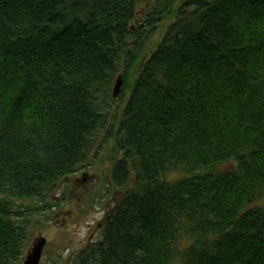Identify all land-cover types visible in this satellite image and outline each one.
Wrapping results in <instances>:
<instances>
[{
	"label": "trees",
	"instance_id": "1",
	"mask_svg": "<svg viewBox=\"0 0 264 264\" xmlns=\"http://www.w3.org/2000/svg\"><path fill=\"white\" fill-rule=\"evenodd\" d=\"M97 1L0 0V264L32 234L17 200L102 136L119 196L68 264H264V0Z\"/></svg>",
	"mask_w": 264,
	"mask_h": 264
},
{
	"label": "rangeland",
	"instance_id": "2",
	"mask_svg": "<svg viewBox=\"0 0 264 264\" xmlns=\"http://www.w3.org/2000/svg\"><path fill=\"white\" fill-rule=\"evenodd\" d=\"M166 24L161 23L157 27L153 37L154 42L158 40ZM108 140L111 146L112 141ZM100 141L106 145L99 148V153L96 154L95 151L96 157H92L93 161L91 160L90 165L84 169L94 175L95 182L90 185H81L73 199L61 201L59 206H51L49 210H45L47 212L43 215L36 214L35 216V220L40 219L38 220L39 225L34 224L28 245L37 234L45 238L46 242L39 264H68V257L76 255V247L85 238L90 222L96 217H100L98 211L106 208V203L104 208L103 203L99 205L98 201L104 200L105 202L106 200L104 193L108 189L106 186L109 183L110 168L119 156L115 155L113 150L107 152L108 144L103 136L98 138L96 144ZM225 166L226 164H223L219 168L223 169ZM73 177L74 175L71 176L70 182ZM106 202H111V200ZM29 203L36 204L35 201H25V204ZM59 208L63 209L62 213L58 212Z\"/></svg>",
	"mask_w": 264,
	"mask_h": 264
},
{
	"label": "bare ground",
	"instance_id": "3",
	"mask_svg": "<svg viewBox=\"0 0 264 264\" xmlns=\"http://www.w3.org/2000/svg\"><path fill=\"white\" fill-rule=\"evenodd\" d=\"M108 2L109 1H101V0H98L96 3H99V4H97L99 6H103V7L105 6V9H106V5L108 4ZM117 5H118V3H117ZM113 13H116V15H117V12H114L113 11ZM143 13H141V11L139 10V13L135 17V19H133V20H131L129 22V24H130V30L131 31H135L137 29V27H140V30L147 28V26H145V23L147 22L146 19H145L146 18L145 17L146 14L145 13L143 14ZM167 26L168 25L166 24V27L163 28L162 33L166 30ZM150 34H151V32L147 30L146 33L143 36L142 41H140V45H141V47L144 50V52H145L146 55H148L151 51H153L155 49V45H156L155 42L153 41V38H152L153 33H152V35H150ZM117 77H120V79L122 80L121 74L120 75H117L115 77V80L117 79ZM32 129H34L33 131H35V133L38 132V131H41V128L38 127V126H34ZM133 138L135 139V141H137L139 143L142 142L140 140V138H138V136H136V135ZM111 144H113V141H112ZM115 155H118L119 156V153L118 154H115ZM49 159L52 160V161H54L52 159V157H49ZM81 169H85V167L79 168L78 170L74 171L70 175L68 174L67 177L64 175L63 178H61V180L58 182L55 191L54 190H46L44 188V186H43L40 189V192H41L40 194L35 193V194H33V196H31V195H23L24 198L17 200L16 204L19 205V206H21L20 208H22V209H23L22 206L29 207V208H31V207L37 208L33 212H35L38 215L39 214H42L43 215L44 213L47 212L45 210H49V208H51V206L57 207V206H59L61 204L60 203L61 201L73 199V197H75L77 195V192L80 189V187L78 185H76V184H72V181L70 182V179H71V176L72 175H74L76 177H79L80 174L75 175L74 173L75 172L76 173L80 172ZM59 171H62V172L66 171V167L65 168H62ZM86 172H88V171H86ZM88 174H90V173H88ZM67 178H69L68 179V182H67ZM66 183H71V185H68V184L66 185ZM118 196H119V190L118 189L108 187V195H107V198H106L105 202H104V200L103 201L102 200H99L98 201V204L99 205H101L103 203L104 208H105V203H106V208L103 209V210L98 211V213H100V217H96L95 219H93L90 222V224L88 225V227H87V232L85 234V237L87 236V234L89 232H94L96 230H100L99 231V234L98 233L96 234L97 239H93L92 243L95 242V241H98V239H99V241L101 240L102 237H100V236H101V229L103 228L102 226H103L105 220H107V218H108V216H109V214L111 212V208H110L111 202H106V201H108V199L115 200V198H118ZM43 198H47V201H44L45 204H43V202L41 201V199H43ZM25 201H35L36 204L35 205L32 204V203L25 204ZM22 209H20V210H22ZM58 212L62 213L63 212V209L62 208H59L58 209ZM38 220H40V219L37 218L35 220V218H33V221L31 222L32 224L29 222V227H27L28 231H33V228H34V224L35 223L37 225H39ZM37 236H42V235L37 234L35 237H37ZM35 237H33L32 241L30 242L29 245H28V242H29L30 238L27 241L26 248H25V250L23 252V255H22V259H21V263L20 264H22V260H23V257H24V254H25L26 250H28V249H30L32 247V244H33V241H34ZM45 242H46V240H45ZM92 243H90L89 245L91 246ZM44 246H45V244H44ZM78 254H79V252L77 251L76 252V255H78ZM41 256H42V254H41ZM71 257H74V256H70L68 258L70 259Z\"/></svg>",
	"mask_w": 264,
	"mask_h": 264
},
{
	"label": "water",
	"instance_id": "4",
	"mask_svg": "<svg viewBox=\"0 0 264 264\" xmlns=\"http://www.w3.org/2000/svg\"><path fill=\"white\" fill-rule=\"evenodd\" d=\"M120 87H121V79L120 77H117L111 91V95L113 98H115L118 95L120 91ZM44 244H45L44 237L42 236L35 237L32 247L26 250L24 254L22 264H39Z\"/></svg>",
	"mask_w": 264,
	"mask_h": 264
},
{
	"label": "flooded vegetation",
	"instance_id": "5",
	"mask_svg": "<svg viewBox=\"0 0 264 264\" xmlns=\"http://www.w3.org/2000/svg\"><path fill=\"white\" fill-rule=\"evenodd\" d=\"M75 175L77 174H80L79 177H76L74 176L73 177V180H72V184H76L78 185L79 187L81 185H84V184H92L93 182H95V178H94V175L92 174H88V172H86L84 169H81L80 172L78 173H74ZM68 179L67 178V182H68ZM71 185V183H66V185ZM99 231L100 230H96L94 232H89L87 234V236L80 241V245L77 248V251L80 253L82 252L85 248H87L89 246L90 243H92L93 239H97V236L96 234L98 233L99 234Z\"/></svg>",
	"mask_w": 264,
	"mask_h": 264
}]
</instances>
